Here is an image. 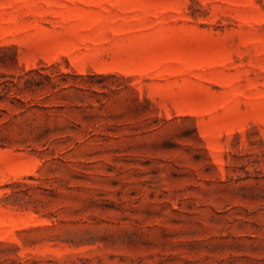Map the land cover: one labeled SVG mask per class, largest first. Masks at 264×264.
Returning a JSON list of instances; mask_svg holds the SVG:
<instances>
[{
	"label": "rangeland",
	"instance_id": "374dc122",
	"mask_svg": "<svg viewBox=\"0 0 264 264\" xmlns=\"http://www.w3.org/2000/svg\"><path fill=\"white\" fill-rule=\"evenodd\" d=\"M31 70L0 264H264V0H0V82Z\"/></svg>",
	"mask_w": 264,
	"mask_h": 264
},
{
	"label": "trees",
	"instance_id": "16d2710c",
	"mask_svg": "<svg viewBox=\"0 0 264 264\" xmlns=\"http://www.w3.org/2000/svg\"><path fill=\"white\" fill-rule=\"evenodd\" d=\"M35 74L38 77L33 76ZM81 79H85L83 76H76ZM51 84V87L48 85ZM2 87V94L0 96V102H5L7 99L16 106L17 103L23 106L25 109L26 104L22 99L19 98V95L25 93H38L50 90L55 91L60 87L58 84L51 83V77L44 76L40 72L31 70L25 72L23 75H20L15 81H4L0 82ZM14 92L12 95L11 93ZM12 96V97H10Z\"/></svg>",
	"mask_w": 264,
	"mask_h": 264
}]
</instances>
